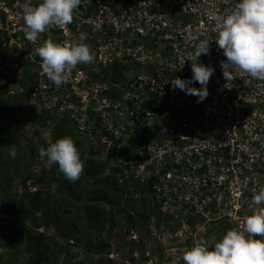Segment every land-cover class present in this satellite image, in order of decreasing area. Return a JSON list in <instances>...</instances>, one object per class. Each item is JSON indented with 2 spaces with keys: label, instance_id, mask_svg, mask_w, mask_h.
Segmentation results:
<instances>
[{
  "label": "built area",
  "instance_id": "2783aa9c",
  "mask_svg": "<svg viewBox=\"0 0 264 264\" xmlns=\"http://www.w3.org/2000/svg\"><path fill=\"white\" fill-rule=\"evenodd\" d=\"M25 2L0 0V91L25 98L26 109L46 120L45 135L66 122L85 142L84 156L106 162L105 173L116 169L118 187L144 188L159 216L170 212L167 222L148 226L141 264H184L192 246L243 231L264 187V79L236 72L224 88L213 16L237 0H82L70 24L50 27L36 43L21 30ZM81 33L93 61L56 86L33 49L45 40L73 43ZM205 39L209 54L199 62L214 74L197 103L167 82L191 78L190 62L180 69L182 61ZM158 244L161 260L153 253Z\"/></svg>",
  "mask_w": 264,
  "mask_h": 264
},
{
  "label": "clouds",
  "instance_id": "9594fccd",
  "mask_svg": "<svg viewBox=\"0 0 264 264\" xmlns=\"http://www.w3.org/2000/svg\"><path fill=\"white\" fill-rule=\"evenodd\" d=\"M81 3L82 0H37L33 4L32 0H26L20 5L23 20L21 30L25 38L36 43L50 27L64 28L72 22L73 13ZM213 19L217 23V38L214 41L225 57L220 62L226 81L224 88H231L236 72L264 79V0H237L229 13L213 16ZM190 39L196 41L198 38L192 36ZM85 40V34L81 33L76 42L59 44L45 40L33 49L34 55L40 58L43 73L54 85L67 83L68 71L75 69L78 64L93 61ZM209 42L200 40L195 51L183 59L180 69L189 61L192 73L190 79L174 77L167 82L173 90L179 89L187 95L196 96L197 103L203 102L209 95L207 85L214 74L210 65L199 62L201 55L209 54ZM193 83H199L201 87H192ZM17 101L21 104L20 100ZM38 155L46 166H58L59 171L71 182L77 181L83 173V161L70 137L59 138L49 143L47 148L41 147ZM10 156L15 158V150L10 151ZM252 203L257 207L245 217L243 231L228 230L211 247L203 243L192 246L182 256L184 264H264V187L258 189Z\"/></svg>",
  "mask_w": 264,
  "mask_h": 264
},
{
  "label": "trees",
  "instance_id": "16d2710c",
  "mask_svg": "<svg viewBox=\"0 0 264 264\" xmlns=\"http://www.w3.org/2000/svg\"><path fill=\"white\" fill-rule=\"evenodd\" d=\"M3 93L4 91H1V94ZM15 99L21 101L20 105L27 103L26 99L20 96H16ZM19 108H21V110L18 111L22 112L23 106ZM45 121V119L41 121L42 125ZM15 122H18L17 117L10 119L8 124L2 125L7 135L13 130ZM21 126L24 125L22 124ZM52 129H54L53 138L55 141L62 137H70L73 140L84 164L83 173L77 181L71 182L59 171L58 166L52 165L48 167L41 161L37 147L34 146L35 144H31L34 139H28L23 146L19 147L17 144L21 143V137H19V135H13V137L9 136L11 142L14 144L16 143V147H12V150L18 153L19 159L9 176H7V172L2 166L3 163L0 165V169L2 171L4 170L1 173L3 177L0 178V192L3 191L7 197L8 193L11 192L8 190L12 189L11 184L17 185L19 181L24 184L26 181L34 179L35 182L38 183L47 182V186L52 183L58 184L56 188H60L59 190H61L66 197H60L56 205L50 204L41 198V189L30 192L25 186V191L20 196L18 202H15L14 198H9V200L13 202V206L8 209L4 204L2 194L0 195V213L1 211L11 212L16 215L17 212L23 215H19V219L17 218L15 221H9L8 223H10V225H8L7 228H0V248L4 247L5 241L7 240H14L17 246L13 247V252L7 251L6 256L2 257L0 255V264H12L14 261H20L22 258L24 259L23 262H25L22 264H57V254L60 252L57 251L58 243L47 233L48 227L52 225L55 226L56 230H58L60 235L64 239H67V241L71 239L84 246L91 247L92 257H101L102 255L103 259L110 261L107 257L110 253V244L108 241L102 240L96 236L94 234V229H103L105 226L110 228L115 227L117 225L116 221H118L117 218L114 217L116 212L119 216H127L124 221L126 224L125 229L127 228L128 230L124 231L122 237H130V231L133 229L141 236H139V241L130 239V241L132 240L133 244L131 246L133 247L129 246L125 248L124 251L130 256L124 260L125 262H129V260L133 259V253L139 252L141 256L138 258L136 264H141V260L144 259L143 252L145 253V244L151 241L148 238V226L157 224L159 221L167 222L169 218H171L170 212L166 211L163 216H159V214L155 212V206L152 204L151 196L147 194L144 188H139L140 190H135L131 193L118 187L114 174L116 169L111 168L109 173H105V168H107L106 162L104 163L92 159L91 157L84 156L85 142L83 143L77 139L76 134L70 129L66 122L57 121ZM35 135L37 136L36 133ZM36 164L41 165L40 170L35 169ZM89 181H91V185L88 189H84L82 185ZM16 194L18 193L15 191L13 196ZM126 195L130 196L133 200L131 202L126 200L124 198ZM132 195L136 196L132 197ZM68 196L71 198L74 197L79 201L81 200L82 204L80 208L83 213V218L87 221L88 228L91 227L87 232H78L81 223L68 216L71 212V206H76L75 204L70 205V203L65 200L69 198ZM26 197H28L27 208L24 207L22 202ZM122 198L124 199L122 200ZM121 200L127 201L126 206L133 211V214L119 210ZM106 205L111 207L107 212L108 214L105 209ZM59 213L62 215H59ZM185 215L189 220H192L191 214L187 213ZM148 222L149 224L147 225L146 223ZM1 224L2 222L0 221V226ZM60 226L64 227V229L62 230V228H59ZM41 227L46 231L41 232L39 230ZM12 228H15V232H12ZM9 233L12 234L11 239L8 238ZM91 236L98 239V241L96 243L93 242L92 239H90ZM162 247L163 246L158 244L156 245L155 251H153L160 260L163 256ZM61 249H64L63 245H61ZM26 254L31 256L27 261H25ZM16 256H20V259L17 260ZM91 264H98V262H93Z\"/></svg>",
  "mask_w": 264,
  "mask_h": 264
},
{
  "label": "rangeland",
  "instance_id": "374dc122",
  "mask_svg": "<svg viewBox=\"0 0 264 264\" xmlns=\"http://www.w3.org/2000/svg\"><path fill=\"white\" fill-rule=\"evenodd\" d=\"M15 96L9 95V96H5L3 94H1L0 91V165L3 163V167L5 169V171L7 172V176L11 175L12 173V169L17 165V160L19 159V155L18 153H16L15 158H12L10 156V151H12V147H16V143L14 144L13 142H11V138L13 137V135H19L21 143L17 144V146L21 147L24 145L25 141H27L28 139H34L32 141V145L35 144L34 146L37 147V149H40L41 147L43 148H47V146L49 145V143L51 142H55L54 140V136H53V131L54 129H51L49 131L48 134H43L45 133L42 129H41V125H40V118L39 116H36L35 113H31L29 112V110L26 109L25 105L22 108V112L18 111L21 110V108H19L21 105L19 103V101H17V99L14 98ZM14 114V115H13ZM18 119V122L14 123V128L13 130H11L10 134L7 135L5 128L3 129L2 125H6L9 123V120L12 118H16ZM24 126H21V125ZM26 127V128H25ZM35 133L37 134V136L35 135ZM10 136V137H9ZM36 140V142H35ZM11 142V143H10ZM41 165H35V169H39L40 170ZM4 171V170H3ZM0 169V178H2L3 176L1 175V173L3 172ZM47 182H35L34 179L28 180L26 181L24 184L21 183V181H19L17 183V185L11 184V188L8 191H11L8 193V196L6 197L5 193L3 191L0 192V195L2 194V198L4 200V204L7 206V208H11L13 206V202H11L9 200V198H14V201L18 202V200L20 199V196L24 193L25 191V186L26 188L30 191L33 192L35 190L41 189V198L45 201L48 202L50 204H57V201H59L60 197H64L65 194L63 192H61V190H59L58 188H56L58 186V184L56 183H52L49 186H47L46 184ZM91 181L84 183V185H82V187L85 189H88V187L91 185L90 184ZM76 190V188H75ZM17 192L18 194L14 195V192ZM66 197V196H65ZM69 197V196H68ZM132 197H134L132 195ZM126 200H129L130 202L133 200L131 199L130 196L124 197ZM122 198V200L124 199ZM27 200L28 197L24 198L23 204L24 207H28L27 205ZM66 201H68L70 203V205L75 204L76 206H71L70 210V217H72L73 219H75L77 222L81 223V225H79L78 228V232H87L90 228H88L87 226V221L83 218V213L81 210V200H76L74 197H69L67 199H65ZM120 201V206H119V210L120 211H127L130 212L131 214H133V211L129 209V207L126 206L127 201ZM139 204V203H138ZM137 204V205H138ZM110 206L106 205L105 209H106V213L110 210ZM108 214V213H107ZM23 216L21 213H17L16 215L14 213L11 212H2L0 213V221L2 222L0 228L3 227H8V225H10V223H8L9 221L13 220L15 221L17 218L19 219L20 216ZM59 215H62L61 213H59ZM114 217L117 218L118 221L117 225L115 227H108L105 226L103 229L98 228V229H94V234L96 236H98L100 239L102 240H106L109 242L110 244V253L107 256L108 259H110V261H107L106 259H103V256L101 255V257H92V251L90 250L91 247H87L84 246L80 243L75 242L74 240H68L64 239L60 233L58 232V230H56L55 226L52 225L50 227H48L47 233L50 234V237L54 238L55 241L58 243L57 244V258H56V262L57 264H91L93 262H98V264H136L138 261V257L141 256V253L138 252V257L135 256V253H133V259L129 260V262H125L124 259H127L128 256L126 252L124 251L125 248L131 246L132 240L130 241V237H122L123 233L125 230H128L127 228L125 229V221L124 219L127 218V216H119V214L116 212V214L114 215ZM3 220V221H2ZM5 220V221H4ZM147 225L149 224L146 223ZM121 225V226H120ZM59 228H62V230L64 229V227L60 226ZM13 231L15 232L14 229L12 228ZM41 232L42 231H46L44 228H40L39 229ZM131 233V238L133 240H139V234L135 231V229H133L132 231H130ZM11 235L12 234H8V238L11 239ZM141 237V236H140ZM90 239H92L93 242H97L98 239H95V237H90ZM68 243V244H67ZM135 244V243H134ZM61 245L64 246V249H61ZM13 247H17L14 243V240L11 241H5V245L4 247L0 248V255L6 256L7 251L9 252H13L12 249ZM133 247V246H131ZM148 249V243L145 244V250ZM27 255V254H26ZM29 255V254H28ZM26 256L25 261L28 260V258H30L31 256ZM137 255V254H136ZM16 259L19 260L20 256H16ZM103 259V260H102ZM24 259H20V261H14L12 264H22L25 263L23 262Z\"/></svg>",
  "mask_w": 264,
  "mask_h": 264
}]
</instances>
